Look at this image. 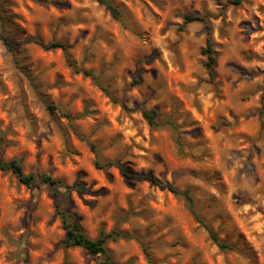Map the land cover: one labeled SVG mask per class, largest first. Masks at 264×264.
<instances>
[{"label":"rangeland","instance_id":"rangeland-1","mask_svg":"<svg viewBox=\"0 0 264 264\" xmlns=\"http://www.w3.org/2000/svg\"><path fill=\"white\" fill-rule=\"evenodd\" d=\"M106 1L120 21L97 0H0L3 159L80 185L61 204L91 240L127 235L107 242L115 264H264V0ZM196 15L206 20L186 22ZM144 175L191 191L233 249ZM37 183L0 170V264H102L66 246L53 192Z\"/></svg>","mask_w":264,"mask_h":264},{"label":"trees","instance_id":"trees-1","mask_svg":"<svg viewBox=\"0 0 264 264\" xmlns=\"http://www.w3.org/2000/svg\"><path fill=\"white\" fill-rule=\"evenodd\" d=\"M99 2V4H101L102 6L105 7V9L111 14V16L117 20L120 21L121 20V12L113 5V3H111L110 1H106V0H97ZM241 0H235V4H240ZM186 22L187 23H193V22H197V21H205L206 18L204 16H200V15H196V16H186L185 17ZM4 43H6L8 46H10L9 42L7 39L3 38ZM38 46H40L42 49L44 50H56V49H60L63 50L65 52H67L68 47L61 43V42H53L50 45H45L40 41H36L35 42ZM204 54L208 57V62L205 64V68L208 70L210 77L213 78L214 74H213V68L216 62V56L213 52L212 46L210 45L208 50H206L204 52ZM69 65L71 67L74 68V70L76 72H80L81 70H79L78 68H76L73 64V62H71L69 60ZM85 77H90L93 79V81L95 82V84L100 87L101 90H103L108 96V90L106 88L103 87L102 83L100 82V80L96 77H94L92 75V73L87 72V71H81ZM143 116L146 119V121L148 122V124L151 127H156L159 125L158 123V113L156 111H143ZM171 126H173V123H169ZM1 147H2V143H1V137H0V170H2L3 172H11L13 173V175L17 178V180L19 181L20 184L28 187V188H37L38 187V181H41L45 184H47L52 192H53V196L54 199L57 203V209L59 212V216L62 220V223L64 225V228L66 230V246L68 247H79L84 249L88 254L92 255V256H102L104 257V261L102 262V264H115L113 262V260L111 259V257H109L108 255V250H107V242L110 238L117 239L118 237H127V235L122 234V233H118V234H112V235H102L99 239L96 240H91L89 239L81 230V227L79 226V224L74 220V217L72 214H70V212L63 207V205L61 204V189L65 190L67 192H69L71 189H79L81 186L80 185H76L73 188H69L68 186H66L64 184L63 181L61 180H54L51 176H49L48 174H41V175H36V174H30V175H26L23 171V167L21 165V163L17 160H13V161H9L6 162L3 157H2V152H1ZM92 149L97 153L96 150V146H92ZM112 163H107L104 165H101L99 162L96 163V167L99 169H104V168H108L110 166H112ZM124 175L128 178L133 177L132 175L128 174V173H124ZM141 179L143 180H147L149 182H151L152 184L155 185H159L161 188H167L171 193H173L176 196H182L185 198L186 202L188 203L191 211L193 214H195L197 216L196 213V205H195V201L193 198V195L191 193V191H184V192H179L176 188H174L173 186H167V185H163L161 184L157 179L151 177V176H141ZM66 196V194H65ZM198 221L206 228V230L208 231L209 235H210V239L213 241L214 244H216L221 250L223 251H227V250H232L233 247L231 245H229L227 242L225 241H221L218 236L213 232V230L209 227L208 224L205 223V221L201 218H199L197 216Z\"/></svg>","mask_w":264,"mask_h":264}]
</instances>
